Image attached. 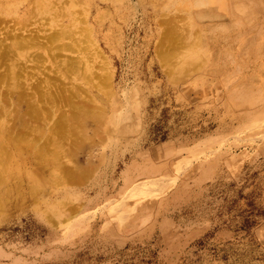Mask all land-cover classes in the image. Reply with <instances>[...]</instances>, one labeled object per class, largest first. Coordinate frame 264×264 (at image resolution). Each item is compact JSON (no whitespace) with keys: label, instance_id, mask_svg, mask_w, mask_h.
I'll return each instance as SVG.
<instances>
[{"label":"rangeland","instance_id":"rangeland-1","mask_svg":"<svg viewBox=\"0 0 264 264\" xmlns=\"http://www.w3.org/2000/svg\"><path fill=\"white\" fill-rule=\"evenodd\" d=\"M170 25L177 45L160 42ZM31 33L60 52L22 49L17 81L37 100L46 79L60 91L25 123L2 55ZM68 38L98 48L103 90L104 61ZM0 45V123L18 130L0 142L32 138L45 157L0 167V264H264V0H0ZM59 58L80 69L66 75Z\"/></svg>","mask_w":264,"mask_h":264},{"label":"bare ground","instance_id":"bare-ground-1","mask_svg":"<svg viewBox=\"0 0 264 264\" xmlns=\"http://www.w3.org/2000/svg\"><path fill=\"white\" fill-rule=\"evenodd\" d=\"M177 25V24H176ZM171 26V25H170ZM170 28L171 27H168V30L167 31H165V33H164V35H163V37H162V39H161V43L163 42L164 43V39L166 40L167 38H169V40H171L173 37L171 36V35H174L175 33H173V32H176L175 30H177V29H175L174 27H173V29H174V31H173V29L171 28V30H172V32H171V30H170ZM61 30V29H60ZM178 31V30H177ZM58 32V31H57ZM62 32V33H61ZM75 32V31H74ZM74 32H72V34H74ZM168 32V33H167ZM169 32H171V34L169 33ZM59 33H61L60 35H59ZM59 33H57V34H55V38L53 39V40H57L59 37H60V41L62 40L61 39V37H68L70 34H71V30H69V31H66V30H62V31H59ZM11 34V33H10ZM37 34V33H36ZM34 35V34H33ZM30 36V35H29ZM31 36H32V33H31ZM80 36V35H79ZM5 37V36H4ZM8 37V36H7ZM23 37V36H22ZM19 38V37H17L16 36V38L15 39H13L12 40V43H11V45H10V47L9 48H7V49H5L4 50V52H3V55H2V53H0L3 57L6 55L7 56V64H8V67L7 68H5V69H7L6 70V72H4V80L7 78L8 79V87H6L7 89H6V91L8 90V88L10 87L12 90H13V92L12 93H14V95L15 96H17V98H16V102L19 104V110L17 111V120H24L25 121V123H26V121H27V119L28 118H30V117H33V118H36V116L38 117L39 115L38 114H40V112L42 113V117H46V111H49V110H47V108H46V111L43 109L44 107H48L49 105L50 106H55L56 104V96H57V94L59 93V89L57 90V88L56 89H54V86H52V84H51V82H49L48 81V79H46V80H44V84H45V82H48L47 84H46V89L44 90V89H42V88H39L38 87V85H37V88H39V89H37L36 87H35V89H37V92H40V91H38V90H41V94L43 95V99H45L46 101H42L43 99L41 98V97H39L40 96V93H38L37 94V96L39 97V98H41V100L40 99H38V100H40V102H43V104L41 105V103L40 102H38V100L35 98V94L33 93V95H29V93L27 94V92L26 91H29V90H26V91H24V90H22L21 89V86H20V83L17 81V79H18V77H19V73H22L23 71H24V69H22V66H21V64L19 63V56H21V55H23V52H21V50L22 49H32V48H38V49H40V48H42V49H45V50H48V52H49V57L50 58H56L55 57V54L56 53H59L60 52V50L59 49H54V47H53V45H55L56 44V42L55 41H53V42H55L54 44H53V42H51V39H50V42H51V45L52 46H48V47H46V48H44V47H41L40 45H38L37 44V41L38 40H36L33 36L31 37V38H33V39H31L30 37H28V38ZM75 37V36H74ZM175 37V36H174ZM38 39V38H37ZM69 39V38H68ZM71 39H73V36L71 37ZM176 39V38H175ZM175 39L173 40L174 42H176L175 41ZM7 40V38H5V39H3V41H6ZM35 40H36V42H35ZM59 40H57V42L59 43ZM70 40V39H69ZM88 40V39H87ZM177 40V39H176ZM3 41H1V44H3ZM31 41L33 42V43H31ZM40 41H42V40H40ZM67 41V40H66ZM72 41V42H71ZM79 41V39H75V40H70V44L72 43V45H71V47H73V48H75V49H77L78 51H82V49H84V51H85V53L84 54H86V58L88 59L87 61L88 62H93L94 60H96V59H98V58H100V57H102L101 55H100V51H98L96 48H93V50L89 47V45L88 46H86L85 47V45H83V42H82V40H80L79 42L81 43H79L78 42ZM46 42V41H45ZM49 42V43H50ZM91 42V41H90ZM173 42V43H174ZM42 43H44V41L43 42H41V44ZM47 43V42H46ZM58 43H57V45H58ZM61 43V42H60ZM62 43H63V41H62ZM62 43H61V45H62ZM160 43V44H161ZM159 44V47L160 48H162L161 46L162 45H160ZM60 45V44H59ZM87 45V44H86ZM90 45H91V43H90ZM1 46V45H0ZM68 48V46L67 45H62V49L63 50H65L66 48ZM12 48V49H11ZM33 51V50H32ZM41 51V50H40ZM59 51V52H58ZM172 51H173V49H172ZM1 52V51H0ZM31 52H29V54H30ZM37 53H38V51H37ZM158 53H160L161 54V52H158ZM172 53V52H171ZM28 54V55H29ZM33 54V53H32ZM41 54V53H40ZM61 54H62V52H61ZM0 55V56H1ZM31 55V54H30ZM34 55V54H33ZM32 55V56H33ZM59 55V54H58ZM64 55V54H63ZM1 56V57H2ZM17 56L19 57V58H17ZM34 56H36V55H34ZM33 56V57H34ZM40 56V55H39ZM39 56H37V58L36 59H38V57ZM100 56V57H99ZM26 57L28 58V56L26 55ZM31 56H29V58H30ZM42 56H40V58H41ZM68 57V56H67ZM5 59H6V57H5ZM57 59V58H56ZM101 59V58H100ZM59 60H60V58L56 61V60H54V64H55V66H57V69H60V64L61 65H63V67H65L66 68V75L67 74H69V72H68V70H70V72L72 71V73H75V72H77L80 68V63L79 62H77V61H74V60H68V61H61L60 60V62H59ZM41 61V60H40ZM101 61H104V67H103V70L105 71V72H103V74L101 75H97L98 77L96 78L97 80H96V83H97V86L99 87V90H103L102 88H103V84L105 83V81L109 78L108 76H110V74H108L107 75V66H106V63H105V60L104 59H101ZM62 62V63H61ZM76 62H77V64H79L78 66H77V64H76ZM87 62V63H88ZM0 63H1V61H0ZM60 63V64H59ZM101 63V62H100ZM35 64H37L38 65V62H35ZM190 66H191V64H190ZM62 69V68H61ZM61 69L59 70V71H61ZM84 69V68H83ZM93 68H92V66L91 65H88V66H86V68L84 69V74L85 75H87V73L89 74V76H90V78H89V81L90 80H92V81H94L95 79V77H96V73L94 72V69L92 70ZM63 72V71H62ZM64 73V72H63ZM2 74L3 73H1V76H2ZM24 74V73H23ZM8 75V76H7ZM25 76V74L23 75V77ZM88 76V77H89ZM64 77V76H63ZM87 78V77H86ZM24 79V78H23ZM29 79V78H28ZM27 79V80H28ZM1 80V79H0ZM30 80V79H29ZM26 80H24V82H25ZM109 81V80H108ZM7 82V81H6ZM27 82V81H26ZM87 82V81H86ZM3 83V82H2ZM29 83H30V81H29ZM29 83H26V84H28L29 85ZM39 83V82H38ZM37 83V84H38ZM94 83V82H93ZM31 84V83H30ZM34 85H36L35 83H33ZM50 84V85H49ZM56 84H58V83H56ZM65 84V83H64ZM108 84V83H107ZM6 84H4L3 86H5ZM23 85H25V84H23ZM41 85V84H40ZM43 85V84H42ZM55 85V84H54ZM58 85H61V84H58ZM49 86V87H48ZM56 86V85H55ZM58 87V86H57ZM62 87H63V84H62ZM5 88V87H4ZM51 88H53L54 90H57V94H52L51 93ZM62 90V89H61ZM64 90V92H65V94H66V90H65V88L63 89ZM5 91V90H4ZM68 91V90H67ZM76 91V90H75ZM83 91V90H82ZM0 92L2 93V90H0ZM26 92V94H24ZM73 92V91H72ZM106 92V91H105ZM32 93V92H31ZM62 93H63V91H62ZM68 94H70L71 93V91L70 92H67ZM74 94V93H73ZM81 94V93H80ZM7 95V94H6ZM5 95V96H6ZM26 95H28V96H26ZM71 95V94H70ZM78 95V93L76 92V94H75V96H77ZM83 94H81V97H82V101H80V102H78V101H76V103L74 104V106H76L75 108H77V111H75L76 112V119L77 120H79V121H81V123H82V121L84 120V119H86L87 118V116L89 117V115H91V113L92 112H90V110H89V106H88V101L84 98V97H86V96H82ZM65 96H69V95H65ZM79 96V95H78ZM7 97H8V95H7ZM71 97H72V95H71ZM71 97H69L70 99H71ZM0 98H1V95H0ZM60 98H61V96H60ZM63 98H65L64 96H63ZM7 99V98H6ZM67 99H68V97H67ZM67 99L65 98V100H66V102H67ZM73 99H76L77 100V97L76 98H73ZM58 100V99H57ZM62 100V99H61ZM81 100V99H80ZM7 100H5V102H6ZM59 101V100H58ZM70 102H71V100H69ZM102 101H103V99H102ZM60 102V101H59ZM66 102H65V104H66ZM70 102H67L68 104L70 103ZM2 102H0V104H1ZM9 104H10V102H9ZM68 104L66 105V106H68ZM58 105V104H57ZM57 105H56V108H57ZM62 105V104H61ZM70 105V107H71V104H69ZM96 105V104H95ZM44 106V107H43ZM25 107V110L24 111H22V109ZM58 107H60V106H58ZM79 107H81L82 109V111L79 109ZM98 108V107H97ZM103 113V112H102ZM66 114V113H65ZM100 114V113H99ZM48 115V114H47ZM60 115V114H59ZM72 115L73 114H66V115H64L63 114V116L65 117V119H63V120H65L66 121V123H69L70 125L72 124V120H73V118H72ZM93 115V114H92ZM91 115V116H92ZM62 116V117H63ZM90 116V117H91ZM33 118H31L30 120H32ZM94 118V117H93ZM51 119V118H50ZM75 119V122H74V120H73V122H74V124L75 125H77L76 124V122H77V120ZM95 119V118H94ZM10 120V119H9ZM38 119H36V121H37ZM8 121V120H7ZM60 121H61V119H60ZM79 121L77 122V123H79ZM0 122H1V120H0ZM23 122V121H22ZM1 124V123H0ZM7 124V123H6ZM5 124V125H6ZM5 125H3V124H1V127H5V128H2V130L0 131V141L2 140V142H3V140L6 138L5 137V135L7 134V132H5V130H7V128H8V130L10 131V132H12L13 134L14 133H17V129L16 130H14L12 127L10 128V126L9 127H7L6 128V126ZM29 125H30V123L29 124H27V125H24L23 127L25 128L24 129V131L26 130H28L29 132H34V133H36L37 132V130H34L32 127H29ZM81 124H79V128H80V130L81 131H83V128H82V126H80ZM12 126V125H11ZM1 127H0V129H1ZM14 127V126H13ZM98 127V126H97ZM10 128V129H9ZM70 128V127H69ZM14 130V131H13ZM21 131H23L22 129H20ZM39 130V129H38ZM74 130H76L75 128H74ZM73 130V131H74ZM40 131V130H39ZM73 131H70L71 133L73 132ZM21 134H23V132H20ZM17 134V136H15V137H18V139L20 138V136H22L21 134ZM28 133V132H27ZM13 134H12V137H13ZM73 134V133H72ZM76 134V133H75ZM81 134V133H80ZM42 135V134H41ZM79 135V134H78ZM26 136V138L25 139H28V135H25ZM71 136H73V135H71ZM80 136V135H79ZM79 136L77 137V138H79ZM89 137V136H88ZM11 138V137H10ZM74 138V137H73ZM90 138V137H89ZM100 138V137H99ZM13 139V142H14V137L12 138ZM56 139V138H55ZM92 139V138H91ZM9 140V139H8ZM17 140V139H16ZM21 140V139H20ZM20 140H18V142L17 141H15L12 145H13V150L12 149H9V151L7 150L8 149V147L6 148V147H4V143H2V142H0V167H4V170L6 171L7 169H8V165L6 164V163H8V162H11V160L13 159V158H17V157H19L20 158V160L19 161H23L24 159H28V157H31V156H34V157H36L34 160H35V164H33L35 167H37V169L38 168H40L41 167V162H44V160L43 161H41V159L39 158V157H43V155L41 154L42 153V151H40L37 147V145L35 144V141L36 140H33L32 138L31 139H29L28 141L26 140V141H24V142H19ZM22 140H23V138H22ZM84 140V139H83ZM28 142H30V144L28 143ZM8 143V142H7ZM11 143V142H10ZM77 143V142H76ZM41 144V143H40ZM78 144H79V142H78ZM73 145V144H72ZM32 147L33 149L32 150H30L28 147ZM41 146V145H40ZM75 147V146H74ZM29 149V150H28ZM39 151H38V150ZM40 149H41V147H40ZM42 150H45V149H43L42 148ZM8 151V152H7ZM46 151V150H45ZM15 155V154H17V155H15V157L13 156V158H12V155ZM44 154V153H43ZM54 154V153H53ZM48 155V154H47ZM43 158H45V157H43ZM48 158H49V155H48ZM52 158H56L55 157V155H52V156H50V159H52ZM18 161V162H19ZM41 161V162H40ZM44 165V164H43ZM62 170V169H61ZM63 174V173H62ZM86 175V173H84L83 172V174H81L79 177H78V179L79 178H81V177H83V176H85ZM68 176H69V174H68ZM67 178H69V179H71V177L69 176V177H67ZM3 184H5L4 183V181H0V185H3ZM10 186V185H9ZM20 186V185H19ZM6 188V187H5ZM18 188V187H17ZM6 192L4 193V195H6L7 193L9 194L10 193V191H12V189H6L5 190ZM12 193V192H11ZM1 200H3L2 198L0 199V201ZM5 201V200H4ZM3 202V201H2ZM0 206H1V204H0ZM1 208V207H0ZM1 210V209H0Z\"/></svg>","mask_w":264,"mask_h":264},{"label":"crops","instance_id":"crops-1","mask_svg":"<svg viewBox=\"0 0 264 264\" xmlns=\"http://www.w3.org/2000/svg\"><path fill=\"white\" fill-rule=\"evenodd\" d=\"M169 27H171L172 29H173V26L171 25V26H169ZM171 28H170V30H171ZM167 30H168V28H167ZM166 30V31H167ZM169 31V30H168ZM173 31H174V29H173ZM176 31V30H175ZM171 32H172V30H171ZM171 32H169L170 34H171ZM165 33V32H164ZM168 33V32H167ZM174 33V32H173ZM164 35V34H163ZM163 35H162V37H163ZM173 38L171 39V40H169V38H167L166 40L164 39V42H166V43H168V44H170L171 42L173 43L174 41V39L176 38V36H175V34L174 35H171ZM175 36V37H174ZM177 39V38H176ZM175 39V41H178V40H176ZM163 43V42H162ZM176 43V45H177V42H174V44ZM162 47V46H161ZM162 49L163 48H160V47H158V52H161V54L160 53H158V55L161 57V60L164 62V63H166V62H169V59L171 58H173L175 55L173 54V52L171 53V52H169L168 54L167 53H163L162 52ZM167 64H170L171 65V63H167ZM172 77V76H171ZM174 77V76H173ZM173 77H172V80L173 81H175L174 79H173ZM157 181H152V183H155V186H157L158 184L156 183ZM145 186H147L146 185V183H144V182H142L141 184H139V185H137L136 186V188H135V190H138V189H142V187H145ZM155 189H159V187H155Z\"/></svg>","mask_w":264,"mask_h":264}]
</instances>
